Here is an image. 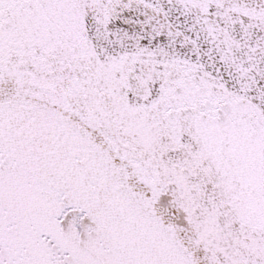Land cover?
Wrapping results in <instances>:
<instances>
[{"label": "snow or ice", "instance_id": "6c2138e0", "mask_svg": "<svg viewBox=\"0 0 264 264\" xmlns=\"http://www.w3.org/2000/svg\"><path fill=\"white\" fill-rule=\"evenodd\" d=\"M0 264H264V0H0Z\"/></svg>", "mask_w": 264, "mask_h": 264}]
</instances>
